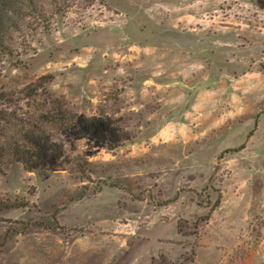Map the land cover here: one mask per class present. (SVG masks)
Here are the masks:
<instances>
[{"label":"rangeland","instance_id":"374dc122","mask_svg":"<svg viewBox=\"0 0 264 264\" xmlns=\"http://www.w3.org/2000/svg\"><path fill=\"white\" fill-rule=\"evenodd\" d=\"M58 108L0 264H264V0H0L1 115Z\"/></svg>","mask_w":264,"mask_h":264},{"label":"trees","instance_id":"16d2710c","mask_svg":"<svg viewBox=\"0 0 264 264\" xmlns=\"http://www.w3.org/2000/svg\"><path fill=\"white\" fill-rule=\"evenodd\" d=\"M41 120H43V122L40 124L36 123L30 125L29 123L28 128L24 126L23 128L25 129L18 128L15 132H12L11 129H14L13 126L15 125L18 127L20 123L18 122V124H16L13 121L7 120L0 113V136L4 138L3 142H0V166L19 162L23 164L24 168L28 171H33L43 165L48 158L54 154V146L56 145L52 139L53 136L50 135V133H46V130L41 124L60 126L64 133L73 136L76 134L77 122L89 119H83L79 116L75 118L66 110L58 108L56 111H49ZM5 132L11 133L6 134ZM19 133L20 136H18ZM79 136H91V133H79Z\"/></svg>","mask_w":264,"mask_h":264}]
</instances>
